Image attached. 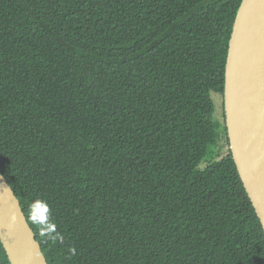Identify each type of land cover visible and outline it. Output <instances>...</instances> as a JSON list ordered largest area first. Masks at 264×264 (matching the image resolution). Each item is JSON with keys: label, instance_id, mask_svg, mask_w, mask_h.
Returning a JSON list of instances; mask_svg holds the SVG:
<instances>
[{"label": "trees", "instance_id": "1", "mask_svg": "<svg viewBox=\"0 0 264 264\" xmlns=\"http://www.w3.org/2000/svg\"><path fill=\"white\" fill-rule=\"evenodd\" d=\"M241 2L0 0V175L47 264H264L211 99Z\"/></svg>", "mask_w": 264, "mask_h": 264}, {"label": "water", "instance_id": "2", "mask_svg": "<svg viewBox=\"0 0 264 264\" xmlns=\"http://www.w3.org/2000/svg\"><path fill=\"white\" fill-rule=\"evenodd\" d=\"M223 113L228 149L264 234V0H242L228 42ZM0 243L9 264H47L0 175Z\"/></svg>", "mask_w": 264, "mask_h": 264}, {"label": "rangeland", "instance_id": "3", "mask_svg": "<svg viewBox=\"0 0 264 264\" xmlns=\"http://www.w3.org/2000/svg\"><path fill=\"white\" fill-rule=\"evenodd\" d=\"M211 99L214 104V114H213V120L217 124L219 128V124L222 122V112H223V104H222V96L218 93H211ZM217 128V129H218ZM219 131V129H218ZM222 145L224 146V142L222 141ZM212 147L209 148L206 156L203 158V160L200 163V166H204L206 162L209 160V152L212 150Z\"/></svg>", "mask_w": 264, "mask_h": 264}, {"label": "clouds", "instance_id": "4", "mask_svg": "<svg viewBox=\"0 0 264 264\" xmlns=\"http://www.w3.org/2000/svg\"><path fill=\"white\" fill-rule=\"evenodd\" d=\"M34 203H37V204H46V202L45 201H42V200H40V201H34ZM50 209H49V216H50ZM29 214L31 215V208H29Z\"/></svg>", "mask_w": 264, "mask_h": 264}]
</instances>
